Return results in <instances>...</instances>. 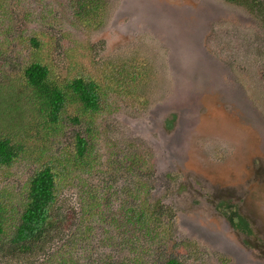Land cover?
I'll list each match as a JSON object with an SVG mask.
<instances>
[{
  "label": "rangeland",
  "instance_id": "obj_1",
  "mask_svg": "<svg viewBox=\"0 0 264 264\" xmlns=\"http://www.w3.org/2000/svg\"><path fill=\"white\" fill-rule=\"evenodd\" d=\"M248 1L104 0L102 24L88 27L67 0H0V88L20 91L0 93V133L13 129L19 105L29 115L30 88L19 82L34 57L59 80L96 79L112 103L96 163L73 178L62 173L54 226L27 252L0 237V264H264V17ZM73 138L68 128L53 147L68 157ZM134 154L149 163L137 184L156 208L148 226L165 223L168 205L175 210L168 237L121 219L120 198L137 181L124 160ZM31 163L0 168V189H21ZM85 183L99 196L89 211ZM219 200L238 203L256 235L235 230Z\"/></svg>",
  "mask_w": 264,
  "mask_h": 264
},
{
  "label": "trees",
  "instance_id": "obj_2",
  "mask_svg": "<svg viewBox=\"0 0 264 264\" xmlns=\"http://www.w3.org/2000/svg\"><path fill=\"white\" fill-rule=\"evenodd\" d=\"M67 1L68 11L76 21L88 27H100L104 0ZM241 1L247 7L250 5L248 0ZM254 2L259 17H264V0ZM31 40L35 46H40L41 43L36 37ZM6 48H0V53ZM20 75L22 79L19 83L30 88V92L24 96L29 115L22 118V107L19 105L20 118L15 119L13 129L0 133V168L8 170L24 157L34 164L31 163L33 170L15 194L0 189V237L7 236V241L11 242L15 249L27 252L39 246L45 233L55 224L56 217L53 214L59 210L55 205L63 186L62 173L64 172L65 177L71 174L73 178L78 170L87 172L88 167L96 163L95 148L102 132L101 120L111 110L112 103L105 98L106 87L101 82L86 76L59 80L52 67L42 58L34 57L27 61ZM12 85L13 82L2 83L0 93L3 89H9L13 95H19L20 91L13 89ZM17 104H10L9 107L13 110ZM71 105L74 110H71ZM168 121L173 122V119ZM20 122H24L22 135ZM68 128H72L74 133L73 144L76 151L69 152L68 157H63V153L53 146L56 141L61 142V135L67 133ZM1 130L3 131L4 127ZM124 161L126 170L133 174L134 180L137 181L133 187L129 185L120 198L118 207L124 214L121 219L145 228V235L168 237L175 215L173 207L168 205L165 223L151 227L147 224L150 218L156 215V208H151L150 202L147 201L148 192L141 190L137 184L142 181L140 175L146 172L148 162L140 154H134ZM85 185L88 188H82V197L87 211L89 201H97L99 196L94 188L90 189L88 184ZM141 192H145L146 196L142 197L139 207L132 206L134 203L131 197L137 199ZM216 209L235 230L249 237L256 235L252 223L240 211L238 203L219 200ZM148 211L152 216L148 215ZM166 264L184 263L171 258Z\"/></svg>",
  "mask_w": 264,
  "mask_h": 264
}]
</instances>
